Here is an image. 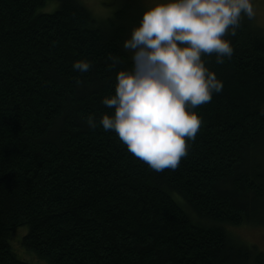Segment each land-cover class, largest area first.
<instances>
[{
	"label": "trees",
	"instance_id": "obj_1",
	"mask_svg": "<svg viewBox=\"0 0 264 264\" xmlns=\"http://www.w3.org/2000/svg\"><path fill=\"white\" fill-rule=\"evenodd\" d=\"M112 1L98 17L82 0H0V264H34L27 251L47 264H264L228 229L264 226V29L242 15L233 55L203 54L223 89L197 106L179 166L158 172L99 125L150 7Z\"/></svg>",
	"mask_w": 264,
	"mask_h": 264
},
{
	"label": "clouds",
	"instance_id": "obj_2",
	"mask_svg": "<svg viewBox=\"0 0 264 264\" xmlns=\"http://www.w3.org/2000/svg\"><path fill=\"white\" fill-rule=\"evenodd\" d=\"M242 15H255L253 0H156L124 41L132 65L118 71L115 94L102 99L114 112H105L99 125L155 171L175 170L201 127L197 106L223 89L203 54L215 53L217 64L230 58L227 34L236 35ZM111 60L109 67L120 63ZM72 67L86 72L91 61L80 58ZM86 121L97 127L94 114Z\"/></svg>",
	"mask_w": 264,
	"mask_h": 264
},
{
	"label": "rangeland",
	"instance_id": "obj_3",
	"mask_svg": "<svg viewBox=\"0 0 264 264\" xmlns=\"http://www.w3.org/2000/svg\"><path fill=\"white\" fill-rule=\"evenodd\" d=\"M82 2L98 17L108 16L116 8V5L113 4L112 0H82ZM155 2L156 0H147L148 5L150 6H153ZM253 3L255 9V15L253 16L254 20L256 24L264 29V0H253ZM42 10L51 11L52 6H46ZM228 229L239 240L249 244H256L264 251V226L242 225L238 227H229ZM26 231V226L20 227L15 239H17L22 233H26ZM14 245L20 250L18 239L14 240ZM18 253L20 256L34 264H47L45 261L36 259L34 255L30 252L28 253V251L26 252L27 254L22 252Z\"/></svg>",
	"mask_w": 264,
	"mask_h": 264
}]
</instances>
